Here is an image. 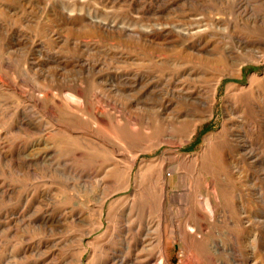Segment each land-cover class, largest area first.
Masks as SVG:
<instances>
[{"label":"rangeland","instance_id":"1","mask_svg":"<svg viewBox=\"0 0 264 264\" xmlns=\"http://www.w3.org/2000/svg\"><path fill=\"white\" fill-rule=\"evenodd\" d=\"M0 25V264H53V253L79 252L61 238L80 229L86 264L91 242L111 236L105 234L109 208L126 207L124 197L134 192V181L118 190L113 169L120 152L116 146L122 137L131 139L125 123L151 130L163 126L160 114L191 108L202 116L193 140L140 151L134 174L151 158L202 151L205 137L229 120L246 133L257 161L217 144L212 172L193 166L185 173L168 171L170 189L186 174L200 198L212 194L217 200L212 227L204 230L214 258L207 264H254L252 252L257 264H264V58H251L252 46L246 45L264 40V0H0ZM194 26L201 28L198 34L183 33V27ZM231 50L248 55L242 75L231 73L237 66L229 58ZM221 75L214 115L207 118L188 95L209 98ZM238 86L244 89L228 96L229 88ZM210 179L227 186H209ZM189 204L170 197L160 205L156 197L131 212L121 210L127 214L121 234L137 238L140 233L144 242L133 252L145 253L151 264L158 263L166 243L170 263L186 264L187 255L198 252L185 237L195 224L185 213ZM100 206L104 224L99 226ZM79 210L86 220H70L61 230L60 219ZM254 233L259 236L255 249L250 247ZM113 241L117 253H129L117 237Z\"/></svg>","mask_w":264,"mask_h":264},{"label":"bare ground","instance_id":"2","mask_svg":"<svg viewBox=\"0 0 264 264\" xmlns=\"http://www.w3.org/2000/svg\"><path fill=\"white\" fill-rule=\"evenodd\" d=\"M183 29H185L183 31V33L186 36H191L193 34H198L201 31V28L199 26H194L192 28L191 27H183ZM250 42H252V43H250ZM250 42L246 43L247 46H252V48L250 49L251 51H250V53L248 55L251 58H254V59L264 58V40L255 39V40L250 41ZM248 55L240 54L239 52L234 51V50L230 51L229 58L231 59L232 63H235L237 65L236 66V70L234 72H231L233 75H242L243 74L242 64H243L244 60L248 58ZM87 73H88V70H87ZM84 77H86V76H84ZM250 77H251L250 81H249V82H251L250 91L253 92V82L255 80H258V78H257V74L252 75ZM94 80H95V78H94ZM221 80H222V75L220 77L215 78V82L213 83V92L211 93V96H209V98H207V99L206 98L205 99L204 98H200L198 95L194 96V94L193 95H188L189 93L187 94L190 98H192L194 100L195 103H197L198 105L202 106L203 109L205 111H207V114L205 115V117H207V118H210V117H212L214 115L215 103L218 101V94H219V91H220ZM75 81L76 80H74V82ZM125 81H126V79H125ZM92 82H93V80H92ZM67 84H69V83H67ZM77 84H78V82H77ZM86 86L87 85H85V87ZM72 88H74V87H72ZM80 88H81V85H80ZM80 88H76L74 90L75 94L76 93L80 94V92L82 90ZM119 89H121V88H119ZM238 89L241 90V89H244V88L240 87V86H238L236 88L230 87L229 90H228V96L231 95L232 91H235V90H238ZM70 90L72 91L73 89H70ZM83 90H86V89H83ZM103 90H105V89H103ZM123 90H125V89H123ZM50 94H53V92L50 93ZM58 94H59V91H58ZM75 94H73V93L68 94L67 93V96L69 98H71V97L75 98ZM91 94H93V93H91ZM84 95H85V93H84ZM52 96H54V95H52ZM56 97H57V94H56ZM258 97H259V95H258ZM0 99H1V97H0ZM233 99H234V97H233ZM49 100H50V98H49ZM57 100H59V99H57ZM65 101H67V100H65ZM89 101H90V99H89ZM69 102H71V101H69ZM64 104H65V102H64ZM145 104L146 103H144V105ZM75 105H77V104H74V106ZM232 105H233V103H232ZM74 106H73V108H74ZM7 108H9V107H7ZM78 108H79V106H78ZM164 110H165V108H164ZM78 111H80V110H78ZM225 111H226V114H227L228 118H230L231 117L230 109L226 108ZM89 112H90V110H89ZM241 112H239V113H241ZM170 113H173V112H170ZM160 116H161L160 119H162V121H164L163 126L162 127H160V126L153 127L151 130L146 128V126H144V125H140L138 127L131 128L129 126L130 122L129 123L127 122L124 125L125 126L124 128H126L127 131H128V133H126V134H128L131 137V139H129V137H122L120 142H119L120 146H118V145L116 146L117 147L116 150H118L120 152H119V156L116 158V160L114 162L113 169H114V171L118 172V179H117V182H116L118 190L121 189V188L124 189V188L130 187L131 184L133 183V181H134V184H135V188H134V192L131 195H127V196L124 197L125 200H127L128 205L126 207H125V205L124 206L121 205L122 206L121 210H122V212L126 211V210H129L131 212L133 210H136V208H139V206H142V204L144 205V203L147 202L148 200H153L156 197H157V201H158V203L160 205H163L170 197L176 198V199L178 197L179 198L183 197L188 203L191 204V205L189 204L190 206L185 209V213L187 215H189V219H191L192 221L195 222L194 225L190 224L189 229L186 230V234H185L186 242L191 248H193L195 250L196 249L198 250V252L195 253V254L187 255V258H186L187 259V263L186 264H207V263H212V260L214 259L213 256H212V240L208 236V233H207L208 231L204 232V230H205V228L207 226L212 227V218H214L216 216V209L218 208L217 200L214 197H212V194H209L207 197L200 198V196L197 193L196 189L193 188L192 183L188 180V177L186 176V174H185V176L179 177V180L173 186V189H170L171 180H170V177L168 175V171L178 172V173H185L186 172L185 170H186L187 167L193 166L195 169H197L199 171H203L204 170L205 173L206 172H210V171L212 172V169L216 168V166H217L216 155L212 154V149L217 144H221L222 145L221 146V150L222 151L224 150V148H227V149H229L230 152H233L234 154L237 153V156L240 155V156L246 157L247 159L251 158V159H254L255 161H257V155L255 153V149L252 148L253 146L252 147L250 146L249 139L245 138L247 136L246 133L245 132L236 131L234 129V127H232V125L229 123V120H226L224 122V124H222L223 127H221L220 131L213 132L212 134H210V135L205 137V146H204L202 151H199V152H196V153H187V152H182V150H180V152H177L178 154H176L175 159H171L169 157H165V155H161L160 154L161 156H158L157 158H154V159L151 158V160L144 161L143 163H141V165L139 166V168L136 170V172L134 174L135 165L137 163V158L139 156V152L140 151L154 149L157 146H159V145H161L162 143H165V142L178 144L179 146H184V145L190 143L193 140L194 134L198 132L199 122L202 121L201 120L202 116H201V114L199 113V111L196 108H191L190 111L186 112V113L185 112L184 113H176V114H172V115H167L166 114V116H163V114H160ZM224 116H225V114H224ZM131 117H133V116H131ZM77 118H80V117H77ZM101 118H103V117H101ZM96 119H98V118H96ZM128 120H129V118H128ZM88 122H91V121H88ZM97 123H98V121H97ZM8 125L10 126V124H8ZM109 125H112V124H109ZM93 126H92V128L94 129ZM54 129H55V127H54ZM263 129H261V130H263ZM248 130H249V128H248ZM53 131H55V130H53ZM88 131H91V130H88ZM253 132H255V131H253ZM59 133L61 134V132H59ZM92 133H94V132H92ZM96 134H98V133H96ZM66 135L68 136V134H66ZM98 135H100V134H98ZM97 139H98V137H97ZM102 142H104V141H102ZM251 145H252V143H251ZM108 148H110V147H108ZM221 150L219 151L220 153H221ZM109 152L111 153V151H109ZM112 154H114V153H112ZM108 157L110 158L111 155L108 156ZM98 160H100V159H98ZM232 161H233V158H232ZM241 161H242V159H241ZM253 163H254V161H253ZM236 165L237 164H235L234 167H236ZM194 173H195V171H194ZM133 176L135 177L134 180H133ZM208 185L209 186H213V187H219V186H227V183L225 182L223 184V182H221L220 180H218V182H216V181H212V179H210L209 182H208ZM229 185H230V183H229ZM209 186H207V188H209ZM262 190H264V189H262ZM254 191H255V189H254ZM151 203H153V202H151ZM173 203H174V201H173ZM183 203H185V202H183ZM185 205H186V203H185ZM181 207H183V206H181ZM112 208L113 207H110L109 211H108L107 218H108L110 224L108 226L109 227L108 231H106V233H105V234H108L109 232H111V236L109 238H107V239H104V240L100 241V242H98V241L91 242V244H92V253L90 254V258L88 259L86 264H151L152 259L147 258V256L145 257V253H134L133 252L134 250L140 248L142 242H144L143 238L141 237L142 235H139L140 234L139 233L138 236H136L137 238H134V237H131L129 235L125 236V235L121 234V232H122L121 228H123V231L126 230V225L124 224L125 222L123 223V219L122 218L124 217V219H125L127 214L121 213V210L117 211V210H113ZM218 210H220V209H218ZM67 213H68V211H67ZM84 215H86V214L83 213V210H79L78 212L73 213L72 216L65 214L60 219V222H61L60 224H61V227H62L61 230L62 229H67V223L70 220L71 221H78V223L79 222H81V223L84 222L86 220ZM103 215H104L103 206H100V217L95 222L99 226L104 224V221L102 219ZM248 221H250V219ZM243 223H245V222H243ZM213 225H215V224H213ZM250 228H251V226H250ZM82 230L80 229L78 232H73L71 234L63 235V237L61 238L62 239L61 242H66L68 244L72 243L71 245L73 246V248H75L76 250H79V252H73L72 253L70 250H68L66 253H53V259H54L53 264H84V259L85 258L83 256H85V255H84L83 252L86 250L87 246H85L86 243L84 242L85 233ZM259 232H260V230H259ZM257 233H254L253 241H250V242H252L251 244H253V246H251V244H250V247H252V248L256 247L257 244H258L259 236H258ZM116 237L118 238V240L122 244V246L125 249V251H129V253H117L118 249L116 247H114V241H113V239L115 240ZM261 240L262 239H260V241ZM140 242H141V244H140ZM235 242H237V241H235ZM216 243H217V241H216ZM143 249H144V247L142 248V250ZM112 250H114V251L111 252ZM250 253H251V251H250ZM251 256H252V259L254 261V264H257L258 263L257 262L258 261L257 260V258H258L257 252L256 253L252 252ZM159 258L160 259H159L157 264H171L170 263V259H169L168 249H167V243L161 247V253H160ZM239 260H241V259H239ZM260 260H262V259H260ZM154 262H156V261H154ZM261 262H263V261H261Z\"/></svg>","mask_w":264,"mask_h":264}]
</instances>
